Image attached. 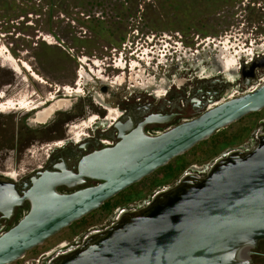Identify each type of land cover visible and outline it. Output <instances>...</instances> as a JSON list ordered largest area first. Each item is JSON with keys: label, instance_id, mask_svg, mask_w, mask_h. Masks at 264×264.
Here are the masks:
<instances>
[{"label": "water", "instance_id": "1", "mask_svg": "<svg viewBox=\"0 0 264 264\" xmlns=\"http://www.w3.org/2000/svg\"><path fill=\"white\" fill-rule=\"evenodd\" d=\"M264 109V81L221 101L199 116L155 136L135 130L116 146L84 158L80 174L43 171L21 196L14 184L0 183V211L11 215L28 199L30 210L0 234V264H11L108 199L196 144ZM87 175L103 182L72 193ZM264 240V137L250 151L219 157L208 174L182 176L144 207L85 238L50 264H255L252 249Z\"/></svg>", "mask_w": 264, "mask_h": 264}, {"label": "flooded vegetation", "instance_id": "2", "mask_svg": "<svg viewBox=\"0 0 264 264\" xmlns=\"http://www.w3.org/2000/svg\"><path fill=\"white\" fill-rule=\"evenodd\" d=\"M124 5L128 8L126 9L128 18H116V22L129 26L125 28L126 35L121 37L122 41L124 39L129 41L122 42L118 48L105 47L104 51H94L89 55V59L80 60L82 65L76 71L72 85L59 86L56 95H52L50 99L39 101L41 95L36 91L27 94L16 93L15 89L18 86L16 75L24 73L23 71L26 74L23 80H28V77L40 82L44 80L31 67L23 65L24 70H21L20 67L9 65L12 74L7 77L6 84L0 86V112L24 110L27 116L34 114L35 122L44 123V127L52 133L58 135L60 132V136L49 145L48 149H45L43 154L40 153V157H36L35 145L26 148L28 156L33 158V162H29L31 168L20 167V170L16 171L7 166V170L4 171L0 167V183L14 184L21 196L25 195L33 185V179L39 177L43 171L63 172L66 169L74 174H80V164L84 158L116 146L124 136L132 134L135 130H143L149 136L159 135L199 116L221 101L255 88L264 81V48H252L246 55H242L239 61L236 60L232 64H227L220 54L217 55L218 59L206 58L205 47L202 48L201 45L207 46L206 42L211 44L213 41L217 42V39L201 38V42L196 43L198 48H191L183 34L164 32L158 34L145 29L146 19L136 16V13L144 12L145 2L133 5L135 10L132 9L133 7L130 8L128 2H123L122 6ZM89 19L93 18L89 17ZM103 19L98 16L95 21L101 22ZM191 49H193L192 53H190ZM207 62H209L208 66H206ZM238 71L240 72L237 73ZM82 92L85 97H82L84 99L80 100L81 102L76 99L69 101L60 98L72 97ZM63 100L67 101V104L57 111L62 112L65 117L60 116L58 120L55 118L49 124L46 123L48 119L44 122L37 121L38 114ZM263 137L264 119L254 124L246 143L230 149L221 156L234 150L250 152L258 146ZM213 163L203 168L192 166L183 176L196 174L204 177ZM144 178L118 192L102 206L118 198ZM102 182L84 175L82 181H75L73 186L62 184L57 190L61 193H72ZM153 185L154 183L148 185L150 191L154 190L145 203L116 207L107 225L88 229L85 233L77 235L72 243H61L56 249L42 252L38 257L32 256L25 264H50L60 254L80 246L89 233L105 229L114 223L121 213L146 206L159 192L173 186L157 189V186L152 188ZM136 196L138 197L139 194ZM30 207V201L25 199L15 206L9 216L0 211L1 233L16 225ZM252 252V262L264 264V240L259 241Z\"/></svg>", "mask_w": 264, "mask_h": 264}, {"label": "rangeland", "instance_id": "3", "mask_svg": "<svg viewBox=\"0 0 264 264\" xmlns=\"http://www.w3.org/2000/svg\"><path fill=\"white\" fill-rule=\"evenodd\" d=\"M123 2H128L130 8L145 2L144 12L135 13L146 19L144 28L149 32L183 34L191 48H198L196 43L201 38L217 39L211 44L206 42L207 46L201 45L205 47L206 58L218 59L220 54L227 64H232L250 49L264 48V0H0V86L6 84L7 77L12 74L9 65L21 70L26 65L43 78L44 82L32 77L23 80L25 71L16 75L15 92L36 91L41 95L39 101L55 96L59 86H71L82 65L80 60L89 59L94 51L118 48L122 42L129 41L121 40L122 35H126L127 25L116 22V18H128V8L122 6ZM98 16L104 19L95 21ZM82 97H85L83 92L60 98L81 102ZM60 116L65 117L62 112L55 111L46 123ZM35 118L34 114L27 116L20 109L0 112V167L4 171L7 166L16 171L20 167L31 168L33 158L28 156L26 148L35 145L36 157H40V153L60 136V132L58 135L52 133L44 123L35 122ZM262 119L264 109L216 132L118 198L62 229L14 264H25L32 256L56 249L61 243H72L77 235L88 229L107 225L116 207L145 203L154 190L150 191L149 184L154 183L152 188L157 186V189L172 186L192 166L203 168L213 163L230 149L246 143L254 124Z\"/></svg>", "mask_w": 264, "mask_h": 264}, {"label": "bare ground", "instance_id": "4", "mask_svg": "<svg viewBox=\"0 0 264 264\" xmlns=\"http://www.w3.org/2000/svg\"><path fill=\"white\" fill-rule=\"evenodd\" d=\"M66 104H67V101H65V100L59 101V102H57V104L56 103L52 104L51 106L46 108L44 112H41L40 114H38L37 121L44 122L49 117H51L55 111L61 109Z\"/></svg>", "mask_w": 264, "mask_h": 264}]
</instances>
